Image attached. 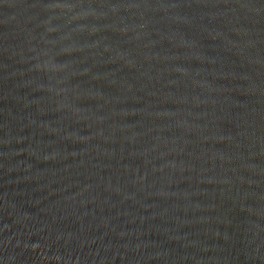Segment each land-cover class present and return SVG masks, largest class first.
<instances>
[{
    "label": "water",
    "instance_id": "95a60500",
    "mask_svg": "<svg viewBox=\"0 0 264 264\" xmlns=\"http://www.w3.org/2000/svg\"><path fill=\"white\" fill-rule=\"evenodd\" d=\"M0 264H264V0H0Z\"/></svg>",
    "mask_w": 264,
    "mask_h": 264
}]
</instances>
